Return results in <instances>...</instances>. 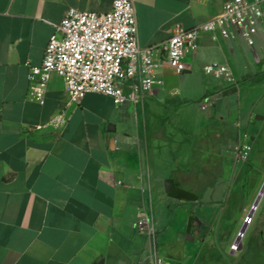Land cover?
<instances>
[{"label": "crops", "instance_id": "1", "mask_svg": "<svg viewBox=\"0 0 264 264\" xmlns=\"http://www.w3.org/2000/svg\"><path fill=\"white\" fill-rule=\"evenodd\" d=\"M133 1L139 42L162 61L176 23L197 26L222 14L226 0ZM112 5L0 0V264H180L226 210L243 163L237 149L263 109L259 83L243 77L257 66L233 26L234 39L202 31L183 71L164 61L143 102L88 92L66 106L57 73L43 104L29 95V65L41 64L67 10ZM211 62L228 64L235 80L207 72ZM62 109L66 124H47ZM143 208L153 217L156 257L136 226Z\"/></svg>", "mask_w": 264, "mask_h": 264}, {"label": "built area", "instance_id": "2", "mask_svg": "<svg viewBox=\"0 0 264 264\" xmlns=\"http://www.w3.org/2000/svg\"><path fill=\"white\" fill-rule=\"evenodd\" d=\"M223 8L222 14L197 26L176 23L162 44L165 58L158 61L154 57L155 46H142L139 42L133 0H113L111 9L105 12L71 7L55 26L41 64L29 65V95L43 104L51 75L57 73L68 95L66 106L79 103L88 92L105 93L116 103L128 98L135 103L143 102L144 95L153 88L156 70L164 61L179 72L187 67L185 59L199 49L198 37L202 31L209 32L215 40L234 39L233 26L238 35L254 45L255 36L264 25V0H226ZM204 69L223 74L231 82L235 80L228 64L211 62ZM208 105L204 102L202 106ZM66 122L67 112L62 109L47 124L61 127ZM250 151L251 141L245 133L237 149L238 160L248 159ZM136 226L146 234L156 257V229L146 208L141 210ZM156 261L165 264L161 258Z\"/></svg>", "mask_w": 264, "mask_h": 264}, {"label": "rangeland", "instance_id": "3", "mask_svg": "<svg viewBox=\"0 0 264 264\" xmlns=\"http://www.w3.org/2000/svg\"><path fill=\"white\" fill-rule=\"evenodd\" d=\"M241 38L251 53L250 61L257 66L256 81L263 109L249 126L247 134H253L250 155L235 170L224 214L213 225L211 236L186 252L180 264H264V194L257 208L250 213L264 185V31L257 33L254 45L238 37ZM227 101L236 108L239 97L231 95ZM221 111L226 113V108ZM244 223L248 226L239 247L236 238ZM158 240L169 241L162 235Z\"/></svg>", "mask_w": 264, "mask_h": 264}, {"label": "water", "instance_id": "4", "mask_svg": "<svg viewBox=\"0 0 264 264\" xmlns=\"http://www.w3.org/2000/svg\"><path fill=\"white\" fill-rule=\"evenodd\" d=\"M111 139L113 140V135H111ZM262 187H263V186H262ZM263 192H264V191H263V189L261 188L260 191H259V193H258V195H257V198H256V200H255V202H254V204H253V206H252V208H251V212H250V213H253L254 210L256 209V207L258 206V204H259V202H260V200H261V198H262V196H263L262 194H264ZM247 226H248L247 223H244V224L242 225V227H241V229H240V231H239V233H238V236H237V238H236V242L238 243L239 247H241L242 236L244 235L245 231L247 230ZM95 264H104V260L101 259L100 261L95 262Z\"/></svg>", "mask_w": 264, "mask_h": 264}, {"label": "trees", "instance_id": "5", "mask_svg": "<svg viewBox=\"0 0 264 264\" xmlns=\"http://www.w3.org/2000/svg\"><path fill=\"white\" fill-rule=\"evenodd\" d=\"M243 77H244V78H248V79H256V80H258V79L256 78V73H252V72H248V73H246ZM252 135H253V134H250V136H249L250 141H251V137H253Z\"/></svg>", "mask_w": 264, "mask_h": 264}, {"label": "bare ground", "instance_id": "6", "mask_svg": "<svg viewBox=\"0 0 264 264\" xmlns=\"http://www.w3.org/2000/svg\"><path fill=\"white\" fill-rule=\"evenodd\" d=\"M262 189H263V191H264V185H263V187H262ZM264 193V192H263ZM263 195V194H262ZM257 208V207H256Z\"/></svg>", "mask_w": 264, "mask_h": 264}]
</instances>
